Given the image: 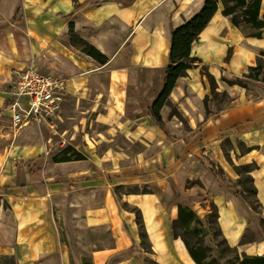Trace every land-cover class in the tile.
<instances>
[{"label": "crops", "instance_id": "0c3cea01", "mask_svg": "<svg viewBox=\"0 0 264 264\" xmlns=\"http://www.w3.org/2000/svg\"><path fill=\"white\" fill-rule=\"evenodd\" d=\"M203 2L0 0V264H196L171 222L178 194L199 217L208 213L188 201L200 195L184 183L197 179L209 184L201 190L228 245L247 255L264 252V82L244 77L264 61V32L245 36L218 3L191 43L196 66L177 77L160 109L165 131L149 116L171 32ZM259 13L264 20V0ZM70 24L106 63L71 43ZM29 66L59 74L65 92L52 125L15 131L8 104L18 73ZM201 66L228 99L208 115ZM67 145L83 159L64 153ZM203 158L228 185L237 168L251 166L260 212L219 184Z\"/></svg>", "mask_w": 264, "mask_h": 264}, {"label": "trees", "instance_id": "16d2710c", "mask_svg": "<svg viewBox=\"0 0 264 264\" xmlns=\"http://www.w3.org/2000/svg\"><path fill=\"white\" fill-rule=\"evenodd\" d=\"M218 3L222 4V14L228 16L231 23L239 28L245 36L261 37L264 32V20L259 13L261 0H204L202 6L195 14L174 28L171 32L169 63L165 68L163 83L149 105V116L153 119L154 123L164 131L165 127L160 116V109L166 103L167 97L171 92L177 77L185 76L189 68L196 66L198 59L190 55L191 43L197 39L199 32L217 10ZM68 35L71 43L79 47L82 52L94 58L101 64L107 62V56L83 40L79 34L74 31L72 24L69 25ZM261 55H264V52H261ZM262 69L263 60L259 59L255 66L249 68L248 72L244 74V77L250 80H259L257 76ZM201 73L207 78L210 88V95L207 94L203 97V104L206 109V114L208 115L210 113L209 104L213 102L214 97L218 94L227 97V94L224 91H217L215 78L204 66H201ZM221 80L229 85H243L242 80L239 78L228 80L222 77ZM171 113L176 114L180 118V115L176 110L171 109ZM62 151L64 153H71L70 156H73L75 159H83V155L70 145L65 146ZM70 156H63L62 158L69 159ZM202 161L214 173L219 184L229 188L235 195L242 197L253 211L259 212L261 205L256 197V188L253 186L252 177L248 174L251 166L245 165L240 169L237 168V173L239 174L237 182H241V172H244L246 173L244 179L249 182V185H243L240 190H236L233 185H228L224 182L221 169L216 167L213 162L206 158H203ZM141 191L147 192L149 189L144 187ZM177 211L176 219L171 222L172 235L174 237H181L190 256L196 264H264V252L262 254L254 255H247L244 253L239 254L237 247H232L228 244L220 247V244L215 243V255L211 256L209 253V247L204 246L202 241H197L195 244H191L184 234L178 232V228H182L183 233L189 231L195 233L196 230L191 227L192 223L195 221H206L208 223L217 224V210L214 204H212V208H210L203 218H200L189 205L182 201L177 202ZM137 222L139 235L141 239L144 240L145 233L139 215L137 216ZM260 224H264V219H260ZM245 240L246 237H243L242 242Z\"/></svg>", "mask_w": 264, "mask_h": 264}, {"label": "built area", "instance_id": "2783aa9c", "mask_svg": "<svg viewBox=\"0 0 264 264\" xmlns=\"http://www.w3.org/2000/svg\"><path fill=\"white\" fill-rule=\"evenodd\" d=\"M65 92L64 78L54 72H42L35 66L21 70L14 82L8 104L12 127L52 125Z\"/></svg>", "mask_w": 264, "mask_h": 264}, {"label": "rangeland", "instance_id": "374dc122", "mask_svg": "<svg viewBox=\"0 0 264 264\" xmlns=\"http://www.w3.org/2000/svg\"><path fill=\"white\" fill-rule=\"evenodd\" d=\"M257 78L260 81L264 82V61H263V69L262 71L258 74ZM214 101L209 104V108H213V109H219L220 107H223L224 104H226L228 102V99L225 95L222 94H218L214 97ZM173 109V108H171ZM182 121H184V118L181 116ZM194 160V159H192ZM188 164H191V160L188 161ZM245 176L246 174L244 172H241V182L238 183L237 180L232 182L233 187L236 190H240L241 186L245 185L248 186L249 182L245 181ZM182 184V183H181ZM185 187H191L192 185H194V190L196 191V193H198V195H200V197H195L194 200H190L188 198L187 194H184L185 198H188L189 202H195L194 206L197 205H203L206 206L208 211L210 210V208H212V201H211V197L207 192H203L201 190V188L204 187V185L206 187H209V184L203 182L201 179H197L195 181H193L192 183H184ZM180 195L178 194V196H175V201L179 202L180 201ZM260 212V210H259ZM202 218V217H200ZM192 228H194L196 230L195 233H192L191 231L189 232H184L183 233V229L182 228H178V232L180 234H184L185 237L190 241L191 244H195L197 241H202V243L204 244V246L209 247V253L211 256L215 255V248H214V244L218 243L220 244V247L224 246L225 244H228L227 241L225 240V238L223 237V235L219 232V227L217 224H212V223H208L206 221H195L192 223L191 225ZM249 227H253L252 225H249ZM260 227L264 230V224H260ZM245 237L248 239L251 237L250 233H248L247 235H245ZM238 253L240 254L239 249H237Z\"/></svg>", "mask_w": 264, "mask_h": 264}]
</instances>
